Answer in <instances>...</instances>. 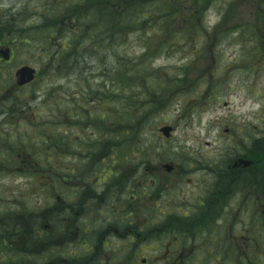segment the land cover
Wrapping results in <instances>:
<instances>
[{
  "label": "rangeland",
  "instance_id": "1",
  "mask_svg": "<svg viewBox=\"0 0 264 264\" xmlns=\"http://www.w3.org/2000/svg\"><path fill=\"white\" fill-rule=\"evenodd\" d=\"M75 1L0 0V39L4 44L0 48L10 49L13 55L10 64L0 63V92L5 94L0 96V153H4L2 158L9 159L13 151L20 150L24 160V164L7 166L11 171L4 176L2 192L9 204L6 203L7 207L0 204V213L7 210L12 220L17 221L11 205L26 211L25 201L29 210L35 209L39 196L36 190L28 189L31 173L37 178L45 169L54 171L59 166L61 183L70 181L66 174L75 162L68 156L72 148L78 163L89 161L81 158L106 157L105 163L111 167L115 163L111 158H126L124 167L116 173L119 178L122 176L124 187L120 188L125 189L126 195L128 184L139 178L134 167L141 166L139 161L149 168L157 163L173 165L175 169L164 166L171 167L170 171L161 170L164 177H155L152 170L146 172L143 165L141 170L147 173V179L161 180L159 188L166 189L172 199L174 195L196 194L214 187L215 175L227 172L221 166L210 169L214 161L224 165L237 156L263 154L264 0H212L204 14L195 16L188 27V23H177L163 34L160 8L151 6L156 3L152 1L147 5L148 20L142 17L135 20V26L143 24L142 29L124 33L125 39L120 43L103 51H94L84 41L76 45L72 68L69 67L72 58L67 53L64 55L63 50L72 22L60 5L72 6V13L80 8L73 6ZM53 10L57 17L51 21ZM20 29L26 30V44L14 32ZM51 32L55 36L48 40ZM86 32L91 35L90 19L86 22ZM42 40L48 42L41 43ZM148 40L153 45L150 52L144 49ZM124 62L128 67L131 62L145 81H136L130 88L117 81L114 72L120 71ZM23 66L35 69L36 76L29 85L17 88L14 74ZM135 96L138 99L134 103L146 114L140 123L144 133L141 137L152 149L145 152L140 146V151L132 150V155H128V145L119 133L122 128L115 120L123 122L125 99ZM20 108L21 116H16ZM3 112L14 115L3 116ZM163 127L171 129L167 138L159 131ZM55 151L61 156L56 157ZM135 157L144 160L135 161ZM205 158L208 160L204 161ZM253 166L257 164L253 162ZM67 184H61L65 191ZM35 187L38 188L37 183ZM115 196L109 197V204L115 201ZM4 215L12 228L18 230L20 224L14 226L10 215ZM263 215L253 216L249 227L246 217L238 215L234 221L227 222L223 212L206 222L209 225L202 235L209 240L219 233L227 236L229 231L232 236L237 235L236 256L226 257L223 264H264V242L255 225ZM99 221L90 230L95 241L101 236ZM93 240L94 248L111 251L112 241L105 240L99 246ZM200 240L201 235L194 236L189 244L194 247L193 264H216L215 256H203L211 246ZM215 247L218 245L214 244L212 249ZM141 250L139 244L138 264L144 259ZM52 262L60 263L59 257Z\"/></svg>",
  "mask_w": 264,
  "mask_h": 264
},
{
  "label": "flooded vegetation",
  "instance_id": "2",
  "mask_svg": "<svg viewBox=\"0 0 264 264\" xmlns=\"http://www.w3.org/2000/svg\"><path fill=\"white\" fill-rule=\"evenodd\" d=\"M3 45L0 39V47ZM5 49L9 51L10 60L1 59L0 48V63L8 65L13 55L10 49ZM8 115L9 112H3V116ZM72 158L71 162H75L68 167L66 174L70 181H62L63 185L68 183L71 186L67 184V191L61 187L59 166L52 172L40 173V179L38 176L39 199L35 220L33 216L18 215V220L13 221L11 212L4 210L0 213V264H54L52 261L57 257L58 264H138L139 244L144 253L141 264H193L194 247L189 244L197 235H201V243L211 246L210 250L202 253L203 256L211 254L215 256L216 264H223L226 257L236 256L237 235L232 236L229 231L227 236L219 233L209 240L202 235L209 225L206 222L226 212L227 222L241 215L246 217L251 227L253 216L264 213L263 173L253 172L252 165L242 171L241 168L227 167L226 173L215 175L214 187L201 189L196 194L181 193L172 199L166 194V189L159 188L161 180L147 179V173L141 172L145 164L139 161L144 160L140 157L133 159L141 166H134L137 167L135 175L139 178L128 184L127 195L125 189L120 188L124 187L122 176L119 178L116 174L124 167L126 158H111L115 161L111 167L105 163L106 157L81 158V161L89 159L84 163H78L79 158ZM11 161L12 158L0 157V196L4 197L0 198L1 203L9 202L2 192L5 187L2 180L11 171L7 168L11 167ZM163 166L157 163L144 169L146 172L152 170L155 177H164L161 172ZM216 167L215 164L209 168ZM114 194H117L115 201L109 204V197ZM185 204L186 209L183 210ZM4 214L10 215L14 226L20 224L18 230L12 228ZM98 219L101 236L99 241H95L90 230ZM263 223L264 215L255 225L261 229ZM91 240L99 246L105 240L112 241L108 242L111 251H99ZM214 244L218 247L212 249ZM104 248L107 249V244Z\"/></svg>",
  "mask_w": 264,
  "mask_h": 264
},
{
  "label": "trees",
  "instance_id": "3",
  "mask_svg": "<svg viewBox=\"0 0 264 264\" xmlns=\"http://www.w3.org/2000/svg\"><path fill=\"white\" fill-rule=\"evenodd\" d=\"M152 1H156V3L151 4L150 2ZM211 1L212 0H76L73 6L80 7L81 9L76 8L72 13H70L72 6L65 7L61 4L60 8L63 9L64 7L63 10L69 13L68 17L72 22L70 28L71 32H69V36L64 42L66 44L63 49L65 52L64 55L67 53V55L73 59L75 56L73 52L74 48L81 41L89 44L94 51H103L108 46L120 43L121 39H125L124 33L126 34L134 30L138 31L139 29H142L143 24H137V26H135V20L137 17H142L145 20H148L147 5L149 4L160 8V18L163 20L160 22L162 23L160 27L163 28L160 33L163 34L166 28H175L177 23H188V27L189 23L193 22L195 16L200 17L204 14V11L210 5ZM67 4H71V2H68ZM50 13L53 14V16H50L52 21L57 16L54 10ZM89 19L91 22V35H88V32H86V22ZM53 28L54 27H52L51 30ZM14 32H16L21 37V41L26 44V40H24L26 30L20 29ZM51 35L52 36H49L48 40L55 36L52 32ZM48 40H42L41 43H47ZM152 46L151 41L148 40V43L144 48L145 51L150 52ZM74 59L72 61L70 60L69 67H72ZM125 62L120 65V71L114 72V75L117 76V81H123L124 87L129 88L130 85H133L136 81L141 83L144 82L145 79L140 78L133 69V64L130 62V66L128 67ZM161 89L163 88H159V90ZM136 98L138 99L137 96L127 97L125 99L127 105H125L126 109L123 122L122 120H115L118 127L122 128L119 133L122 135L121 138L124 139L128 145V155H132V150L140 151V146L145 152L152 149L150 143L141 137L144 133L142 132L140 123L146 117V114L142 111L140 106L134 103ZM16 151L12 152L13 157H15V153L19 154L20 150ZM142 155L146 156L144 153ZM248 157L254 162V164H257V172H259V174L263 173L264 151L263 154L252 153L248 155ZM12 214L16 215L15 212ZM260 236L264 242V226L260 229Z\"/></svg>",
  "mask_w": 264,
  "mask_h": 264
},
{
  "label": "water",
  "instance_id": "4",
  "mask_svg": "<svg viewBox=\"0 0 264 264\" xmlns=\"http://www.w3.org/2000/svg\"><path fill=\"white\" fill-rule=\"evenodd\" d=\"M3 58H4V60L9 59L8 51L3 52ZM34 73H35L34 69L29 68L27 66H24V67L18 69L15 73L16 85L17 86H23V85L31 82L34 78ZM170 131H171V129L169 127H164L160 130V132L163 134V136L165 138L168 137ZM239 164H243L244 166H249V163L243 162V161H240Z\"/></svg>",
  "mask_w": 264,
  "mask_h": 264
}]
</instances>
